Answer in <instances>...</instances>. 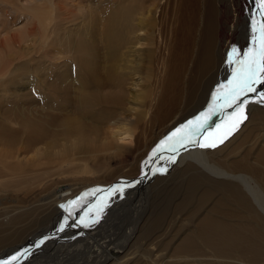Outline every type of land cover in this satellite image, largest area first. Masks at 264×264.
I'll list each match as a JSON object with an SVG mask.
<instances>
[{
    "label": "bare ground",
    "instance_id": "bare-ground-1",
    "mask_svg": "<svg viewBox=\"0 0 264 264\" xmlns=\"http://www.w3.org/2000/svg\"><path fill=\"white\" fill-rule=\"evenodd\" d=\"M28 1L30 8L6 3L9 11H19V27L2 23L0 46H6L11 66L0 75V202L12 205L0 210V264L7 256L18 261L49 251L57 254L56 264H156L157 258L161 264H264V102H257L264 100V84L242 98L247 119L225 145L228 138L219 143L217 137L229 117L219 111L196 138L216 147L185 141L172 152L165 141L178 128L177 135L183 134L189 121L207 119L202 114L217 107L220 86L232 78L235 65L228 63L217 31L224 0ZM249 3L240 38L252 33L253 17L259 27L256 0ZM77 19V26L68 27ZM117 163L137 175L128 182L138 184L148 169L163 180L166 169L177 166L186 187L174 223L183 230L169 249L161 236L140 244L137 227L119 249L109 247L132 219L125 215L127 200L111 203L105 213L90 210L76 225L82 239L70 231L51 238L53 226L74 225L90 209L73 212L70 199L52 208V227L20 242L14 253L3 250L6 241H19L18 228L32 215L9 197L22 200L14 195L27 196L34 187L60 194L64 178L89 175L95 167V173H109ZM121 184L123 178H116L97 191L103 198L96 200L114 202L113 187ZM91 190L77 195V202ZM90 220L98 222L84 227ZM41 240L50 245L36 253ZM160 243L167 248L160 250ZM170 252L175 257L167 261ZM32 261L22 264H50Z\"/></svg>",
    "mask_w": 264,
    "mask_h": 264
},
{
    "label": "rangeland",
    "instance_id": "rangeland-1",
    "mask_svg": "<svg viewBox=\"0 0 264 264\" xmlns=\"http://www.w3.org/2000/svg\"><path fill=\"white\" fill-rule=\"evenodd\" d=\"M8 1L10 0H0V43H2L3 38H4V33H5L4 32L5 26L2 25V23H4L6 26L16 24L18 25L17 27H19L21 23L19 20V11L12 12L6 8V3ZM11 1L13 3L22 5L23 8H30L33 5V3H31L28 0H11ZM249 10H250L249 0H224L220 6V13H219L218 23H217V31H218V36H219L220 47L222 50L224 49L227 50L228 55L234 48L237 50V52L233 53V56L236 57L237 53H242L243 51L249 49V47L251 46V43H252V33L251 32L249 33V35H246V32H244V37L240 38L241 31L243 30L242 28L244 26V19L247 17ZM79 22L80 20L78 19L77 21L71 20L68 27L72 25L77 26ZM5 51H6V54H8L6 46L5 47L0 46V75L6 72L7 69L11 66V64L9 63L10 62L9 58L5 56L6 55ZM13 64H18V63L16 62ZM0 80H1V77H0ZM133 80L136 81L137 77H135ZM22 86H24L23 87L24 89H28V86L26 85V83L25 85H22ZM219 116L222 117L223 114ZM232 137H233V134L228 137V139L224 142L223 145L229 142L232 139ZM3 151L4 149L0 148V154H3ZM132 167L136 172L137 166L134 164ZM128 168H131V167H128ZM95 169H97V167H95ZM95 169H93L89 175H80V177H76V178H64L62 182L60 183V184H64L62 186V189H64V192L60 194H52L51 192L46 191L44 189H39L37 187H34L31 193L27 196L26 195H22V196L14 195V197H21L22 200H15L9 197L14 202L19 203V207L16 209H30L32 212V215L30 216V220L28 221L30 223L27 226H25V228H18V232L20 233L19 241H12V242L6 241L3 244V250L4 251L6 250L7 253H14L16 251L14 249H16L19 245L24 244V243L20 244V242L27 240L30 236L36 237V234L40 232L43 233L47 227L51 226L53 218L57 216L56 213H53L52 208L70 199H71L70 201L74 200L76 202L74 205H70V209H72L73 212H75L77 209H79L80 211L85 208H90V209L86 213L81 214L78 217H76V220L77 219H81V220H79L78 222H75L74 225L73 224H63L65 225L63 230H60V225L53 226L54 231H52L53 233L51 235V238L53 237V235L60 236L61 234L64 235L70 231L71 233L75 234V240H80L83 237L81 234L78 233L76 225H80L83 223L82 218L87 217L90 214V210L98 212L97 209L99 207H103L102 213H105L106 207L110 209L113 203L124 204V200H127L126 209H128V211H126L125 215L127 216L129 220L131 218L132 219L126 224V231L125 232L122 231L120 233V236H119L120 239L114 240L116 242L114 241H112L113 243L111 242L109 246L111 249H116V250L119 249L120 248L119 241L123 242L125 240H128L129 230H132L133 227L138 228L137 236L138 235L140 236V238H138V242L142 244L143 246H144L143 243H145L144 241L147 239H150L151 237L153 238V236L154 237L161 236L163 239H165L167 247L171 243H173V241H175V239L179 235L178 232L183 230V228L177 226L174 223L175 219H180L179 215L176 213V204L183 198L185 194V187H186L184 186L186 185L185 182L180 181L181 178L176 173L178 169L177 166L167 168L166 173H165L166 178H164L163 180H160V179L155 180L156 173L153 170L148 169V171H146L148 178H145V179L143 178L144 183H139V184L138 182L140 180L138 179H136L135 181L131 180L130 182H128V179H135L137 175L129 171L123 172L127 170V166H125V168L122 169V167L117 163L116 165H113L108 169L109 173H105V172L95 173L94 171ZM151 175L153 179L152 182L150 179ZM121 177L124 180V184H121V186L113 187L116 189H120L119 191L113 192V193H116V195L113 197L114 202H108L106 200L105 201L106 206H104L105 202H98L96 200L97 191L102 189L107 184L111 183L116 178H121ZM145 180H146V183H145ZM174 182H176V185ZM179 183L183 185H180ZM109 187L112 188V186H109ZM141 187L143 188L141 189ZM90 189H93V190H91L90 194L83 200L85 202L78 203L77 201L79 199L78 200L75 199L77 195H79L83 191L90 190ZM100 193L101 191L98 192V194ZM98 196L102 197V195H98ZM176 198L177 200H175ZM4 205L6 207H9V205H12V203L8 199H4L2 202H0V210L7 209ZM91 205L93 206L91 207ZM71 222H73V220ZM47 231H50V230L48 229ZM103 237L104 236H101L100 238H103ZM47 239H49V237ZM38 242L40 241H37L36 243L38 244ZM82 242L83 241L81 240V243ZM48 243L50 242L45 241V243L43 242L40 245H47ZM37 244L33 248V251H36V253H40L37 251L38 249H40V246L37 247ZM161 244L162 243H160L158 246L160 247V250L167 248L165 245L161 246ZM175 246H173L171 250H173ZM47 253H50L51 255H48V254H45L46 256L38 255V256H35L34 259L30 257L25 258V256H23L24 258L21 257L19 258L18 261L10 260V259H8L7 261L9 262L10 260V264H22L23 262L32 261V260L43 261V260L48 259L50 260V264L52 263L56 264L55 256H57V254H53L51 251ZM161 253L167 254V251L163 250L161 251ZM26 256H29V255H26ZM7 257L11 258V256H7ZM174 257H175V254L173 252H170L168 254L167 261L171 260ZM151 259L154 260L155 258L152 257ZM32 263L34 262L32 261ZM155 263L161 264L163 263V261L157 258L155 259ZM38 264H42V263L38 262Z\"/></svg>",
    "mask_w": 264,
    "mask_h": 264
},
{
    "label": "snow or ice",
    "instance_id": "snow-or-ice-1",
    "mask_svg": "<svg viewBox=\"0 0 264 264\" xmlns=\"http://www.w3.org/2000/svg\"><path fill=\"white\" fill-rule=\"evenodd\" d=\"M258 5V12L261 13L259 27L257 28L255 17H253V28H252V43L249 49L243 51L242 53H237L234 58L233 53L237 52L236 49H232L229 53L228 63L230 65H235L232 69V78L228 81L226 85H221L220 88L224 91L216 97L217 107L212 108V110L206 115L202 123H195L189 121L188 124L182 125L183 129L186 131L177 135L181 132V129H176L175 132L171 133L165 138V141H171L169 143V150L172 152H177L178 148L176 145L185 146V141L188 144H197L201 148L216 147L217 143L201 142L197 137L203 134L205 125L208 120L211 119L218 111L225 113L229 117V122L222 130L221 134L217 137L219 143H223L229 136H231L247 119V115L244 111V106L248 103L246 99H242L247 96L248 93L256 92L257 85L264 84V0H256ZM264 102V100L257 101ZM232 109L228 112L227 109ZM200 117H197V121ZM165 141H161L160 144H164ZM160 148V145H157ZM154 153L156 149L153 150ZM170 162L175 161V157H169ZM120 189H114L113 191H119ZM75 201H70V205H74ZM106 206V205H105ZM61 207H65L61 205ZM98 212L103 211V207L97 209ZM68 215L71 216L72 212L69 211ZM98 222V220H90V222L84 223V227H91L93 224ZM65 225L60 226V230H63ZM44 241L38 242L37 247L40 246ZM16 257H11L10 260H15ZM3 264H10L9 262H3Z\"/></svg>",
    "mask_w": 264,
    "mask_h": 264
}]
</instances>
